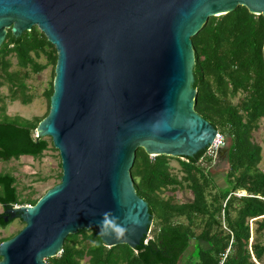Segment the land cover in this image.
Segmentation results:
<instances>
[{
    "label": "water",
    "instance_id": "water-1",
    "mask_svg": "<svg viewBox=\"0 0 264 264\" xmlns=\"http://www.w3.org/2000/svg\"><path fill=\"white\" fill-rule=\"evenodd\" d=\"M237 6L264 19V0H0V44L35 26L55 49L35 136L51 139L61 170L32 205L4 210L23 226L0 242V264H46L80 229L141 247L151 216L130 177L135 150L194 162L211 142L217 129L194 110L191 37Z\"/></svg>",
    "mask_w": 264,
    "mask_h": 264
},
{
    "label": "trees",
    "instance_id": "trees-1",
    "mask_svg": "<svg viewBox=\"0 0 264 264\" xmlns=\"http://www.w3.org/2000/svg\"><path fill=\"white\" fill-rule=\"evenodd\" d=\"M263 42L264 19L243 6L208 17L191 37L194 110L228 137L222 184L198 161L203 150L192 162L149 156L137 148L129 172L151 216L149 238L143 242L144 236L136 250L128 245L106 247L93 230L80 229L64 237L61 251L45 258L46 264H264V172L258 167L261 147L253 137L259 126L264 132ZM42 53L55 64L54 47L35 26L19 36L6 30L0 44V78L12 91L20 90L22 103L28 101L24 83L17 72L7 70L6 57L13 54L19 66L30 65L36 72L43 65L33 56ZM51 91L50 86L47 102ZM48 108L49 102L44 114L32 119L0 118V160L36 158L53 147L48 136H35ZM169 159L177 160L180 175L171 172ZM177 189L187 190L190 198L178 201L173 195ZM32 195V190L21 195L16 177L0 171V227L11 221L2 219L4 210L32 205L38 198Z\"/></svg>",
    "mask_w": 264,
    "mask_h": 264
},
{
    "label": "rangeland",
    "instance_id": "rangeland-1",
    "mask_svg": "<svg viewBox=\"0 0 264 264\" xmlns=\"http://www.w3.org/2000/svg\"><path fill=\"white\" fill-rule=\"evenodd\" d=\"M33 55V54H31ZM9 62L8 71L17 72L24 83L23 94L28 98L26 103L20 101V90H11L9 82L0 78V118L2 117H20L24 119H32L33 117H41L47 109L46 92L50 88L53 79L54 65L42 53L34 58L36 63L43 65L41 70L33 71L30 65L21 67L16 62L13 54L7 55ZM236 101L234 97L232 99ZM224 135V134H223ZM225 137V146L228 143V137ZM254 140L261 147V158L258 167L264 172V132L261 126L253 133ZM182 159V158H181ZM171 172L180 175L179 165L176 159H169ZM216 180L218 184H222V174L226 169L223 159L217 158L208 163H202ZM0 171H6L16 177L17 189L21 195H25L32 190V197H39L46 189L51 187L56 181V175L60 171V160L58 152L51 145L39 156L32 158L30 156H20L17 159L11 158L7 161L0 160ZM170 191H166L168 194ZM173 195L178 201H185L190 198V193L185 189H177ZM2 208L0 207V212ZM23 226L18 218L12 219L6 226L0 227V239L15 234ZM189 249V248H188ZM185 254V252H184ZM179 264V261L178 263Z\"/></svg>",
    "mask_w": 264,
    "mask_h": 264
},
{
    "label": "built area",
    "instance_id": "built-area-1",
    "mask_svg": "<svg viewBox=\"0 0 264 264\" xmlns=\"http://www.w3.org/2000/svg\"><path fill=\"white\" fill-rule=\"evenodd\" d=\"M224 146L225 137L221 132L217 130L211 142L203 149V152L198 161L200 163L202 162L203 164L214 161L217 158L219 149L223 148ZM147 238H149L148 232L146 233L143 242H145Z\"/></svg>",
    "mask_w": 264,
    "mask_h": 264
},
{
    "label": "crops",
    "instance_id": "crops-1",
    "mask_svg": "<svg viewBox=\"0 0 264 264\" xmlns=\"http://www.w3.org/2000/svg\"><path fill=\"white\" fill-rule=\"evenodd\" d=\"M217 156H218V158H220L221 160L223 159V162H224L225 165L227 166L226 160H225L223 157L219 156V155H217Z\"/></svg>",
    "mask_w": 264,
    "mask_h": 264
}]
</instances>
